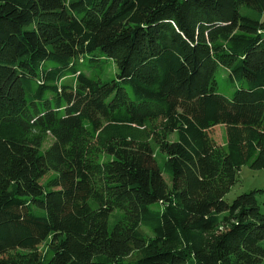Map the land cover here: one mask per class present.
<instances>
[{
  "label": "trees",
  "instance_id": "obj_1",
  "mask_svg": "<svg viewBox=\"0 0 264 264\" xmlns=\"http://www.w3.org/2000/svg\"><path fill=\"white\" fill-rule=\"evenodd\" d=\"M243 167L264 0H0V264H264Z\"/></svg>",
  "mask_w": 264,
  "mask_h": 264
},
{
  "label": "rangeland",
  "instance_id": "obj_2",
  "mask_svg": "<svg viewBox=\"0 0 264 264\" xmlns=\"http://www.w3.org/2000/svg\"><path fill=\"white\" fill-rule=\"evenodd\" d=\"M110 77L107 76V79ZM210 137L221 146L226 144V127L224 125L216 126L209 130ZM177 140V134L174 133L169 137V141ZM52 138H49L44 148H47L52 143ZM154 156L160 164L164 163L166 157L160 153L158 147L153 144ZM166 181L171 183L170 176L165 175ZM48 179V176L44 178V181ZM256 190H264V171L253 170L249 167H243L238 173L237 182L232 187L230 192L226 195L225 201L228 204H232L233 201L240 195L246 194ZM257 198L261 207L262 213H264V193H258ZM42 247H40L41 249Z\"/></svg>",
  "mask_w": 264,
  "mask_h": 264
}]
</instances>
